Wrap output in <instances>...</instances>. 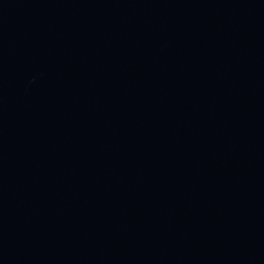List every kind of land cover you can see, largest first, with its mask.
Here are the masks:
<instances>
[{
    "label": "water",
    "instance_id": "95a60500",
    "mask_svg": "<svg viewBox=\"0 0 264 264\" xmlns=\"http://www.w3.org/2000/svg\"><path fill=\"white\" fill-rule=\"evenodd\" d=\"M0 264H264V0H0Z\"/></svg>",
    "mask_w": 264,
    "mask_h": 264
}]
</instances>
